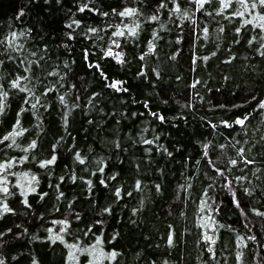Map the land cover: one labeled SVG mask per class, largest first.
I'll return each mask as SVG.
<instances>
[{
    "label": "trees",
    "instance_id": "1",
    "mask_svg": "<svg viewBox=\"0 0 264 264\" xmlns=\"http://www.w3.org/2000/svg\"><path fill=\"white\" fill-rule=\"evenodd\" d=\"M238 11L235 0H0V140L23 130L0 143L12 164L0 172L3 264H90L68 245L97 238V264H264V31L244 23L264 7ZM25 76L30 93L12 87Z\"/></svg>",
    "mask_w": 264,
    "mask_h": 264
},
{
    "label": "snow or ice",
    "instance_id": "2",
    "mask_svg": "<svg viewBox=\"0 0 264 264\" xmlns=\"http://www.w3.org/2000/svg\"><path fill=\"white\" fill-rule=\"evenodd\" d=\"M211 0H195V3H197L199 6H200V9H203L204 5L206 3H210ZM233 0H221V3H222V6H223V9H227L228 7H230V5L232 4ZM235 3L239 4L241 6V8H243L245 11H238L236 13L237 16L243 18L244 15H245V12H247L249 9H256L257 7V4H259L261 7H264V0H235ZM161 7H164V5L162 4ZM85 9L82 7L80 9V11H84ZM175 11L176 12H180L181 9L179 8V6H177L175 8ZM137 13H136V10L135 9H132V8H128L126 9L125 11L119 13L118 15H120L121 17H132V16H135ZM186 15V13H185ZM152 20H156L157 17L154 15L153 17H151ZM253 20H257L258 22L254 25V27H257L259 28L261 31H264V13L262 14H258V16L256 17H253L252 19H247L244 21L245 25H248V24H253ZM139 27V25H136L135 27H132L130 29H127L128 31V35H131V36H135L136 35V29ZM93 32H95L96 30L93 29L92 30ZM205 34H207V29H205ZM114 35L116 36H124L125 35V32L124 31H117ZM15 39V34H13V40ZM115 43V41H114ZM117 47H119V44H116ZM151 50V48H150ZM107 55L109 56H114L115 59H117L118 61L120 60V54L117 53V54H113L111 48L108 49L107 51ZM261 55H264V53H261ZM143 58V57H141ZM122 62V61H120ZM230 62V61H228ZM55 74V73H53ZM28 77L25 76V77H18L15 81L12 82V87L13 88H17L20 92H31L30 89L27 88V85H24L23 84V81L24 80H27ZM120 84V82H112L111 84H109L108 86L109 87H112V88H115L117 91H121V90H125L126 89H121L118 85ZM193 87H195V85H193ZM6 97H7V93L6 92H3V91H0V114L3 113L4 109H5V100H6ZM61 102L63 103L64 102V97L61 96ZM29 101L26 100L25 103H28ZM37 102L38 101V98H37ZM31 108H36V104L35 103H32L30 105ZM259 109H262L264 110V102H261L260 105H259ZM26 110V109H25ZM153 115H156V114H153ZM161 121L164 120V117L160 116L158 117ZM247 117L245 118H237L236 121L234 122L236 125H239L241 126L242 128L245 126V121H246ZM224 125L225 127H231L232 125L229 124L228 122H224ZM16 128L19 129L20 128V122L19 120L17 121V124H16ZM23 134V130H14L12 133H10L9 135H6L3 137L2 140H0V143H3L4 141H11L12 144H15L16 141H15V137L17 136H20ZM145 143L147 144H151L153 143V141L151 140H145ZM30 147L32 149H34L36 147V144L35 142H33ZM25 151H27L28 149H24ZM240 154L242 155L243 153V150H239ZM78 160H79V163L81 164H84L85 163V160L83 158H81L79 156V154H77V157H76ZM55 160H56V157L53 156L50 160H47V161H44L41 163V167H47V166H50L52 164L55 163ZM231 163L233 165H236L237 161L236 160H232ZM245 163H252V161H247L245 160ZM12 167V164L11 163H8V164H0V172L2 171H7L9 168ZM103 171V169H101V172ZM217 172L220 174V175H223L222 172L219 171V169H217ZM114 178V177H113ZM33 180H35V177L32 178ZM7 183L6 179L5 180H0V185H5ZM101 183H103V181H101ZM23 187V186H21ZM29 187H31L29 185ZM229 187H231V182H229ZM136 188L137 190L140 189V184L139 182H137V185H136ZM31 191H35L34 188H31ZM0 193H3L4 195H9V190L6 186H0ZM116 195L119 197L121 195V193L119 191L116 192ZM25 204L27 205V199L25 198ZM3 212H9L11 211V209L8 208L7 204H4L3 205V209H2ZM258 215H264V214H261V213H257ZM65 224V228L67 227V224L66 222H62ZM211 239V238H209ZM56 240H59L60 242H64L63 240V237L59 234V233H56L54 235V238H53V242H55ZM171 240L172 238L169 237V242L171 243ZM214 242V241H213ZM99 245H102V240L100 238H97L95 243L93 245H91L90 247H85V248H82L79 244H71V245H68V247L70 249H72L73 251L71 252V255L72 256H75L76 252H79L80 254H85L87 253L88 255L92 256L93 257V260L90 262V264H97V259H96V251L98 250L97 249V246ZM101 251V254L104 256V258L106 259H109V260H113L115 259V257L117 256V253L115 251L111 252V253H103L102 249H99ZM0 264H3L2 261H0Z\"/></svg>",
    "mask_w": 264,
    "mask_h": 264
}]
</instances>
